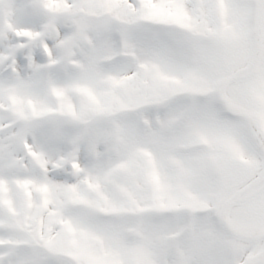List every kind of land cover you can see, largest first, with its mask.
Instances as JSON below:
<instances>
[{"label":"snow or ice","instance_id":"snow-or-ice-1","mask_svg":"<svg viewBox=\"0 0 264 264\" xmlns=\"http://www.w3.org/2000/svg\"><path fill=\"white\" fill-rule=\"evenodd\" d=\"M227 5L235 24L264 0ZM219 7V0H0V264H81L62 242L85 236L119 252L123 264H136L137 253L145 264H264V130L229 99V69L218 64L212 75L202 66L220 37ZM178 115L253 161L260 207L247 227L226 220L227 188L187 185L199 202L189 209L158 207L154 192L123 187L131 154L150 148L172 189L168 153L134 132L144 117ZM112 122L133 134L124 145L105 142L101 129Z\"/></svg>","mask_w":264,"mask_h":264},{"label":"rangeland","instance_id":"rangeland-1","mask_svg":"<svg viewBox=\"0 0 264 264\" xmlns=\"http://www.w3.org/2000/svg\"><path fill=\"white\" fill-rule=\"evenodd\" d=\"M246 0H240V2H245ZM56 2V0H54ZM225 7L221 9L220 13H224L225 16L228 18H224L222 20V29H221V35L219 39L217 40L222 44V47L214 42L215 44H212V49L207 51V53L202 54V66L206 71L209 72V74L212 75H218L217 72V66L218 64H222L224 67H226V64L231 63L232 61L238 60L235 62V68H239V66H244V68L247 66V64L250 61L251 54L249 50V45H251V42L244 43V38L246 36V28L245 23L247 21V13L249 11L246 10L242 12L237 21L238 23H229V17H230V10L227 5V0H224ZM220 10V9H219ZM181 19H184L181 17ZM241 23L240 26H238ZM260 35L262 36V41L264 45V9L261 10L260 14ZM222 36V37H221ZM223 41L227 44V46L231 49V51L234 53L235 58L233 57L231 51L227 48L226 44L222 42ZM240 46V47H238ZM262 48V46H261ZM241 49V52L239 51ZM264 57V52L261 56ZM230 67V66H229ZM258 74L261 75L259 79L253 80V81H245L247 83L248 88L251 91V99L245 103H241L237 100V98H233L234 103L237 104L239 107H241L247 114L250 115H256L257 108H251L249 107L250 103L253 101L260 103V105L264 106V76L261 74V62L258 70ZM223 78V77H222ZM232 91L230 88V95ZM259 113L261 114V118L263 119V113H264V107H259ZM175 118V117H174ZM173 118V119H174ZM171 119V118H169ZM172 120V119H171ZM187 125H193L192 121H189V124ZM185 127V126H184ZM189 127V126H188ZM187 127V128H188ZM102 136L104 139L108 138L106 142L111 141L110 139V131H101ZM135 133V132H134ZM122 138L120 137V140H124L125 142V135H133L132 133H125L121 131ZM151 135V130L148 128L147 130V137ZM138 139L144 140V138L137 137ZM184 143L187 144L189 141H195L193 143H196V140L201 142H208L211 144H214L213 148L214 151L209 152L204 155L199 156H193L189 161L184 160L182 154L180 153H173V146L177 143H171L167 145V148H160L163 152L168 153L166 156V175L167 178L171 179L174 184L172 189L164 186V179L165 174L162 173V171L157 167L156 163V154L150 149V148H138L136 149L130 156V164L128 168L125 170V175H123V187L125 190L131 186L132 188L139 190V191H145V184L141 178L142 172H143V166L142 162L144 164H148L151 162V166L148 169V176L149 181L146 179L147 184L153 188V191L155 193L156 197V203L158 207L168 208V207H174L177 204H182L187 206L189 209H198L199 208V202L196 201L193 198L192 193H190L187 189V185H197L202 190L209 191L211 190L215 192L218 187V181L217 180H209L210 175H215L216 168L219 167L221 164H223V161L225 159L230 158H236L240 157L243 159H246L250 161L251 164H253V161L249 159V157L243 152L241 147L232 142V143H214L203 131L198 129L197 127L193 126L185 130V135H183ZM156 140V138H155ZM148 142L152 143V140ZM192 144V143H188ZM187 144V145H188ZM221 145L223 149L227 150V158L226 154H220L222 156L216 157L215 162V168L213 170L209 169L208 171H204V168H207V166L203 163H206L207 161L213 163V160L211 161V155L215 154V149H219L218 146ZM163 147V146H160ZM227 147V148H226ZM139 149L146 150L144 151V158L143 160L140 159V155L137 154V151ZM217 164V166H216ZM198 166V167H197ZM199 171H198V169ZM151 173V174H150ZM143 187V189L141 188ZM252 202V201H251ZM255 204H253V208L255 210H259L260 202L259 200H254ZM251 220V219H250ZM249 219H246V222L244 226H247ZM132 235H139L137 232L130 231ZM214 235L212 232L206 231L204 233V238L212 241L214 240L211 236ZM178 238V235L174 237L172 241ZM62 247H64L69 254L78 255L81 256L86 264H123L121 255L119 252H115L112 250H109L105 244L102 241L92 239L90 237H81L79 239H69L67 241L62 242ZM136 264H145V258L142 254L137 253L134 257Z\"/></svg>","mask_w":264,"mask_h":264},{"label":"bare ground","instance_id":"bare-ground-1","mask_svg":"<svg viewBox=\"0 0 264 264\" xmlns=\"http://www.w3.org/2000/svg\"><path fill=\"white\" fill-rule=\"evenodd\" d=\"M259 10V9H258ZM256 30H257V28H255ZM257 53H258V49H256L255 50V55L257 56ZM258 57V56H257ZM256 57V58H257ZM255 58V59H256ZM255 65V64H254ZM254 65H253V68H254ZM252 67H251V69H253ZM248 73V74H247ZM249 73H250V70H248L247 72H244L243 74H241V75H239L238 76V80H240V79H243V78H246L247 76H249ZM244 76V77H243ZM252 125H254L258 130H260V128H259V125L257 124V120H252L251 122H250ZM229 207H230V204H229ZM228 207V208H229Z\"/></svg>","mask_w":264,"mask_h":264}]
</instances>
